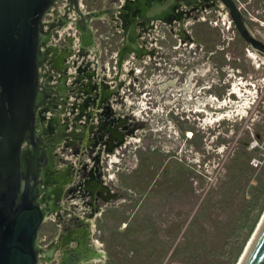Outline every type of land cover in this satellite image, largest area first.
<instances>
[{
  "label": "rangeland",
  "instance_id": "rangeland-1",
  "mask_svg": "<svg viewBox=\"0 0 264 264\" xmlns=\"http://www.w3.org/2000/svg\"><path fill=\"white\" fill-rule=\"evenodd\" d=\"M234 2L262 48L233 25L224 30L215 13L210 27H189L198 47L171 51L161 42L173 53L155 62L163 70L136 64L141 88L161 83L150 90L149 122L135 124L138 143L117 176L115 204L95 221L104 254L90 264H240L264 217V0ZM176 69L204 72L194 80L206 87L195 103L225 100L218 118L179 109L181 92L160 89ZM158 109L163 117L152 112ZM55 232L43 223L39 246Z\"/></svg>",
  "mask_w": 264,
  "mask_h": 264
},
{
  "label": "flooded vegetation",
  "instance_id": "flooded-vegetation-1",
  "mask_svg": "<svg viewBox=\"0 0 264 264\" xmlns=\"http://www.w3.org/2000/svg\"><path fill=\"white\" fill-rule=\"evenodd\" d=\"M215 13L229 30L233 23L220 0H56L44 13L37 52L35 144L26 143L21 151V175L33 183L45 222L56 227L54 237L39 246L40 264L101 261L104 252L95 238V221L115 204L117 176L128 171L138 143L135 124L149 122L150 90L161 83L147 80L141 88L136 64L163 70L155 62L170 52L161 42L171 51L198 47L189 27H210L209 17ZM162 31L170 38H151ZM197 76L204 72L176 69L160 89L181 92L174 101L179 109L208 110V116L218 118L216 112L226 101L210 96L195 103L206 88L197 87ZM152 112L165 115L161 109Z\"/></svg>",
  "mask_w": 264,
  "mask_h": 264
},
{
  "label": "water",
  "instance_id": "water-1",
  "mask_svg": "<svg viewBox=\"0 0 264 264\" xmlns=\"http://www.w3.org/2000/svg\"><path fill=\"white\" fill-rule=\"evenodd\" d=\"M55 1L0 0V264H39L45 213L21 175V151L35 144L39 25ZM220 1L243 40L262 48L235 2ZM240 264H264V217Z\"/></svg>",
  "mask_w": 264,
  "mask_h": 264
},
{
  "label": "bare ground",
  "instance_id": "bare-ground-1",
  "mask_svg": "<svg viewBox=\"0 0 264 264\" xmlns=\"http://www.w3.org/2000/svg\"><path fill=\"white\" fill-rule=\"evenodd\" d=\"M50 215H51V214H50ZM44 222H45V220H44ZM38 246H39V243H38ZM246 250H247V249H246ZM246 250H245V251H246ZM243 256H244V255H243ZM39 264H40V260H39Z\"/></svg>",
  "mask_w": 264,
  "mask_h": 264
}]
</instances>
